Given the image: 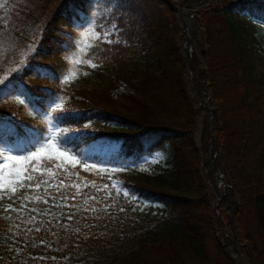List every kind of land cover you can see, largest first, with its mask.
Listing matches in <instances>:
<instances>
[{
	"label": "trees",
	"instance_id": "trees-1",
	"mask_svg": "<svg viewBox=\"0 0 264 264\" xmlns=\"http://www.w3.org/2000/svg\"><path fill=\"white\" fill-rule=\"evenodd\" d=\"M173 11L168 0L62 1L22 65L0 84V150L21 156L34 152L45 135L40 120L50 110L55 140L63 141L58 148L77 161L73 167L42 161L55 182L98 187L114 198L136 218L138 226L130 234L146 251L152 246L147 237L164 227L163 242L179 261L196 259L202 247L200 221L215 242L217 238L207 216V196L181 194L201 186L196 184L199 158L191 139L196 113L175 45ZM199 16L201 26L210 29L205 71L209 96L222 117L219 147L223 161L239 168L236 180L229 177L237 202L234 223L239 240L246 241L243 217L249 211L264 251V49H253L238 34L252 40L264 36V0L230 1ZM83 28L93 40L83 55L85 64L70 81L66 57ZM109 126L128 132H111ZM160 152L166 158L151 166L152 176L136 169ZM88 161L133 175L91 172ZM7 201L2 198L0 206ZM3 223L0 218V227ZM17 258L5 263L15 264ZM42 259L24 260L36 264Z\"/></svg>",
	"mask_w": 264,
	"mask_h": 264
},
{
	"label": "rangeland",
	"instance_id": "rangeland-1",
	"mask_svg": "<svg viewBox=\"0 0 264 264\" xmlns=\"http://www.w3.org/2000/svg\"><path fill=\"white\" fill-rule=\"evenodd\" d=\"M62 1L64 0H0V84L22 65L24 57L34 48L40 29ZM168 1L173 10L174 7L170 1L175 5H178L179 2V0ZM218 1L210 2L205 6H198L195 12L202 41L194 42L191 39L192 50L194 56L198 58L197 66H203L204 69L206 60L210 56V51H207L210 29L207 26H201L199 14L209 11L212 6L222 5L233 0ZM173 12L174 22L178 30L175 19L176 12L175 10ZM232 21L236 24L238 20L233 18ZM238 34L239 36L243 35V40L250 42L253 49H264V36L258 35L255 40H252L249 37L245 38L246 36L241 31H238ZM177 36L175 45L178 53L180 51L184 56L181 39ZM92 40L93 36L87 29L80 30L75 50L66 57L68 65L67 80H73L78 75V66L85 64L83 55ZM200 50H203V54H200ZM195 75L191 77L189 70H186L183 64L186 91L191 101V107L196 113L191 139L199 158L197 167L199 183L196 184L201 186V189H190L185 192L181 190V194L199 197L205 194L207 196V216L213 222L217 242L208 231L206 222L200 221L202 247L196 255V259L176 260L171 251L172 249L168 247L167 243L163 242L167 236L164 227L162 228L163 234L161 231L159 233L156 231L157 236L147 237V242L152 243V246L146 251L145 248L138 246L136 238L130 234L138 226L136 218L128 210H124L123 207L117 205L118 203L114 198L106 196L100 191L98 192V187L89 189L85 184L64 187L57 181L55 182L52 170L44 166L42 161H53L69 167L75 166L77 161L67 152L60 150L54 143L49 146V138H51V141H55L56 133V129L50 124L49 110L40 120L45 128V135L41 142L44 144L45 150L41 151L39 145L34 152L39 151L41 159L29 162L28 172L34 177L31 187H18L15 195L10 194L11 187H9L7 193L0 190V197L8 200L3 203L2 207L0 206V209H2L0 218L4 221L0 227V260L5 263L6 260L18 256L15 259L18 262L15 264H27L24 259L38 256L43 259L36 264H235L222 251V249H226V241L231 243L232 235L235 234L236 243L244 264H264L262 243L258 237L255 221L249 211H246L243 217L246 241L239 240L240 234L234 223L237 202L229 181V177L237 179L239 168L235 163L223 161L224 151L219 147V141L217 146V150L220 152L219 164L225 170L233 195V197L228 196V201L231 200L235 203L232 215L229 212L230 205L219 208L222 202L220 195H226L222 187V183H224L223 176L222 178H220L221 175H217L218 177H205L204 160L194 140V134L199 127L198 120L202 116H200V104L194 96L195 91L192 87V82L197 78L199 82L201 80L200 83L202 84L203 78H200L197 73ZM210 105L216 108L219 132L222 117L217 110V104L211 100ZM106 129L111 132H128L126 128L114 126L106 127ZM212 135H214V131ZM60 152H65L66 155L60 156ZM0 153L5 156L19 157H27L31 154L21 156L7 148L1 149ZM180 157L181 160L183 159L186 169L192 171L189 160L184 156L182 158V155ZM165 158V153H157L143 160L136 169L152 176L154 170L151 166L165 160ZM5 163L11 164L12 162L5 161ZM85 164L91 172L115 176L133 175L123 168H111L89 161ZM32 168L36 169L35 172H32ZM215 178L222 182L219 183V186H217ZM150 182L156 184L153 180ZM37 183H40L39 188L36 187ZM25 197L28 198L25 199ZM9 205L12 207L7 212L4 211ZM215 207L219 209L222 225L214 219L213 209ZM141 209L143 210V208ZM151 214H156V211L154 210ZM135 249H139L138 252H132ZM221 252L225 255L227 261L223 260Z\"/></svg>",
	"mask_w": 264,
	"mask_h": 264
},
{
	"label": "bare ground",
	"instance_id": "bare-ground-1",
	"mask_svg": "<svg viewBox=\"0 0 264 264\" xmlns=\"http://www.w3.org/2000/svg\"><path fill=\"white\" fill-rule=\"evenodd\" d=\"M213 1L215 2L218 0H183V3L180 6L182 11H184L185 13L183 19V28L185 29V33L187 37L192 39V41L194 40V42L196 41L200 42L199 39L197 40L198 31L195 20L196 9H198L199 4H203V3L209 4L210 2ZM195 73L196 71L192 73L193 77L196 76ZM200 82L198 78L197 80L192 82V87L194 88L195 91L194 96L196 97L198 103L200 104V116H202V118L198 120L199 127L194 134V140L199 149V153L202 159L204 160L203 163L205 164V168H206V170H204L205 177H210V176L218 177L220 175L219 157L217 155V151L212 146L213 143L212 133L214 131V122L212 120V114L214 108L210 105V103H208L203 98L204 97L203 85ZM223 182L225 183L224 176H223ZM228 202L229 201L225 202V206L229 205ZM225 247H226V251L233 257L235 264H244L243 257L241 256V252L239 251L237 245H236V250H234L232 244L226 241Z\"/></svg>",
	"mask_w": 264,
	"mask_h": 264
},
{
	"label": "water",
	"instance_id": "water-1",
	"mask_svg": "<svg viewBox=\"0 0 264 264\" xmlns=\"http://www.w3.org/2000/svg\"><path fill=\"white\" fill-rule=\"evenodd\" d=\"M233 1H239V0H233ZM170 3L173 5L174 10L176 12V23L178 25V36L179 39H181V43H182V47H183V51H184V56L181 54V52L179 51L182 60H183V64L185 66L186 70H189V73L192 76L193 71L195 70L196 73L198 74V76L201 78H203V94H204V99L210 103L211 102V98L208 94V82L206 79V74H205V69L202 67H198V58L196 56L193 55V46L191 44V39L189 37H187L186 33H185V29L183 28V19L185 16L184 11H182V9L180 8L181 4L183 3V0H179L178 5H175L172 1H170ZM207 5V3H203V4H199L198 6H205ZM196 22H198V19L195 17ZM196 27H197V31H198V36L197 39H199V41L201 40V31L198 29L197 23H196ZM202 41V40H201ZM200 41V42H201ZM197 48V47H196ZM200 54H203V50H200ZM186 56V57H185ZM187 58V59H186ZM212 120L214 122V135H213V143L212 146L213 148L217 151V155L218 157L220 156V152H218L217 150V146H218V138H217V132L219 129V125H218V121H217V115H216V108H214L213 110V114H212ZM220 167V178H222V176H224V180L225 183L219 182L216 178V184L217 186H219V183H222V187H223V192L226 195H220V198L222 199L221 204L219 205V208H225V202L228 201V196L229 197H233L232 195V189L231 186L229 184L228 179L226 178V173L225 170L223 168ZM230 205V214H233V209L235 206V203L233 201H229L228 202ZM213 213H214V219L216 222H219L220 224L222 223L221 218H220V214H219V209L218 208H214L213 209ZM222 225V224H221ZM226 233V232H225ZM231 244L233 246V249L236 250V236L235 234L232 235L231 238ZM222 251L225 253V255L229 258L233 260V257L226 251V249H222ZM234 261V260H233Z\"/></svg>",
	"mask_w": 264,
	"mask_h": 264
},
{
	"label": "snow or ice",
	"instance_id": "snow-or-ice-1",
	"mask_svg": "<svg viewBox=\"0 0 264 264\" xmlns=\"http://www.w3.org/2000/svg\"><path fill=\"white\" fill-rule=\"evenodd\" d=\"M105 35H108L107 33ZM99 39L100 37L97 35L96 37ZM49 146L51 144H55L57 146H62L63 141L57 137L55 141H51L49 138ZM40 150H45V146L43 143L40 144ZM60 156L66 155L65 152H60ZM40 152H32L27 157H19V156H5L3 153H0V190H4L7 193L9 187H11V195H15V192L19 188L31 187V182L34 177L32 174L28 172L29 162L33 160H40ZM5 161H11L12 163H5ZM35 168H32V172H35ZM28 182V183H25ZM47 183V181H45ZM36 187H40V183L36 184ZM2 198V197H0ZM28 197H25L27 199ZM12 206L9 205L8 208L4 209V211H8ZM15 210V209H13Z\"/></svg>",
	"mask_w": 264,
	"mask_h": 264
}]
</instances>
